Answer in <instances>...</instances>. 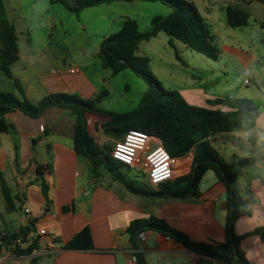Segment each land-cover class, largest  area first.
Segmentation results:
<instances>
[{
    "label": "crops",
    "instance_id": "1",
    "mask_svg": "<svg viewBox=\"0 0 264 264\" xmlns=\"http://www.w3.org/2000/svg\"><path fill=\"white\" fill-rule=\"evenodd\" d=\"M55 1L48 0L47 3H59ZM65 1L72 4V0ZM226 2L229 4L225 8H237L247 14L251 6H257V2L249 0ZM112 3L121 6L127 2ZM172 12V8L169 9V13ZM101 19L107 20V17L101 15ZM114 20L111 19L113 23ZM124 20H117L113 26L107 25L105 31L95 33L93 62L98 58L103 39L112 35L113 27L121 28ZM80 28L83 32L86 30L85 25L81 24ZM45 39L41 47H35L27 34L24 53H21L17 39L18 59L9 69L22 86L25 97L36 104L50 94L75 95L94 101L103 109L102 98L97 97L105 91L98 92L96 77L89 75L82 59L66 58L64 48L50 43L49 37ZM165 41L169 45L168 36ZM175 42L178 41L174 40L173 46L179 47ZM139 52L137 48V55L142 56ZM71 70L74 72L70 73ZM103 70L101 87L107 86L113 76L109 69ZM169 89L179 92L190 105L227 109L209 105V101L220 97L200 89L188 86ZM14 91L13 94L20 98L17 90ZM252 98L258 103L244 99L258 108L256 114L242 120L238 129L213 134L208 141L227 163H236L233 171L242 214L235 222L234 232L237 236L248 234L240 242L247 264H264V240L254 233L264 226V141L255 131L251 136L244 135L246 128L264 124V89L260 87ZM85 118L94 143L103 146L102 138L98 139L101 135L110 140L101 130H96L97 124L108 121L107 118L98 114H86ZM4 120L11 128L0 133V264H136L131 262L134 250L129 227L134 221L150 217L163 220L171 229L196 243L224 241L227 194L212 171L203 174L194 196L189 193L178 198L157 196L153 192H158L159 186L139 187L122 174L132 168L121 167L111 173L100 165L93 173L89 161L74 150L76 118L69 109L51 106L35 119L16 110L5 114ZM240 161L245 162L240 164ZM187 163L188 160L179 162L181 165ZM125 181H133L148 194L132 193ZM42 185L46 187L47 197L43 195ZM41 230L46 231L45 235H39ZM140 233L142 238H139ZM18 236H31V244L12 249L10 243ZM31 245L30 253L16 254ZM136 245L145 264H193L198 260L206 264L208 259L173 238L149 229L138 233ZM231 264L240 263L234 261Z\"/></svg>",
    "mask_w": 264,
    "mask_h": 264
},
{
    "label": "trees",
    "instance_id": "2",
    "mask_svg": "<svg viewBox=\"0 0 264 264\" xmlns=\"http://www.w3.org/2000/svg\"><path fill=\"white\" fill-rule=\"evenodd\" d=\"M135 0H72L68 4L65 0H56L68 11L77 14L85 8L109 2H131ZM158 1L172 8L173 12L168 17H154L151 19L152 29L141 33L137 24L132 19H125L118 32L103 39L97 57L105 69L113 75L129 68L136 76L145 80L148 90L142 97L140 105L128 113H113L105 111L96 105V102L83 100L75 95L50 94L44 96L36 104L31 103L24 95L19 81L13 78L10 65L18 59L17 37L13 26L9 23L0 0V70L5 76L13 80L14 87L20 95L17 98L13 93L0 92V133L7 132L11 126L5 120V114L20 111L30 118H39L42 112L51 106L69 109L76 118L74 150L79 156L85 157L95 173L98 166H104L113 173L122 166L116 163L108 153H103L102 148L94 143L88 134L86 114H98L108 119L99 123L96 130H101L110 140L122 139L129 130L143 132L158 138L166 152L175 158H183L192 153L190 171L172 181L158 185L157 196H171L178 198L183 194H197L198 184L206 171H212L223 184L226 194V221L224 226V241L218 244L196 243L186 235L171 229L158 218L150 217L137 220L129 227L130 241L134 250L136 264H145L142 255L137 252L136 236L140 231L149 229L164 236L173 238L185 248L203 255L207 258L231 264L237 261L247 264L240 249V242L248 234L237 236L234 232L236 220L242 214V209L237 200L236 178L233 171L236 163H227L218 152L210 145L208 137L216 133H229L239 128L242 120L258 112V108L245 99L218 98L209 101V105L227 108L208 109L188 104L181 94L175 90L164 89L153 76L149 67V58L137 55L138 44L147 41L163 32L169 37V45L175 50V58L180 59L173 41L182 43L186 48L195 51L207 59L216 61L218 49L214 43L204 18L199 14L195 5L189 0H139ZM264 4V0H249ZM226 23L231 28H240L247 25L248 14L233 7L225 8ZM264 44V38L262 40ZM264 89V78L260 84ZM106 93H101L97 98H102ZM240 161L239 163H244ZM189 163V161H188ZM187 164L179 167L182 174L187 171ZM125 186L132 193L148 194L146 190L138 188L133 181H125ZM45 197L46 187L42 185ZM85 232V231H84ZM264 240V226L256 229ZM33 245L25 251H16V254L30 253Z\"/></svg>",
    "mask_w": 264,
    "mask_h": 264
},
{
    "label": "rangeland",
    "instance_id": "3",
    "mask_svg": "<svg viewBox=\"0 0 264 264\" xmlns=\"http://www.w3.org/2000/svg\"><path fill=\"white\" fill-rule=\"evenodd\" d=\"M47 1H2L7 18L15 27V35L21 53H24L27 48L25 43L27 34L31 36L35 47H41L46 41L45 38L49 37L50 43L66 50V58L82 59V64L87 67L89 75H92L93 78L96 77L95 84L98 92L105 91L106 93L100 101L103 110L118 114L135 110L148 90L147 82L136 76L129 68H125L116 75L112 74L108 85L101 87L100 76L105 70L98 58L93 62L91 55L92 52H95L92 49L95 33L103 32L107 25L113 26L112 24L117 20L126 18L136 21L139 32H148L152 29L151 19L157 16H170L172 14L169 13L171 7L158 1L135 0L121 4V6L109 2L92 6L93 9L81 11L77 15L65 10L61 3L52 4ZM189 1L206 19L218 49V58L216 61L209 60L205 56L187 49L180 42H175L179 45L175 48L180 57L177 60L174 49L166 44L167 36L158 32V36L148 40L149 42L142 41L138 45L140 46L138 47L139 54L149 58V67L155 79L167 90H171L169 87L188 86L200 89L215 97L245 98L258 103L252 96L259 91L264 78V44L262 42L264 38V6L255 3L257 6H251L248 9L250 17L247 25L230 28L226 24L225 6L229 4L226 0ZM230 1L236 3V0ZM208 9L211 10L208 11ZM101 15H105L107 20L101 19ZM111 19H115V22L113 23ZM256 20L263 24H259ZM81 24L86 26L84 32L80 28ZM113 28L112 34L120 30L119 27ZM233 49L236 50L233 51ZM67 65L69 66V64ZM248 77L250 83L245 85L244 80ZM15 89L13 80L7 78L0 70V92L14 93ZM101 138L102 147H106L103 148V153L106 154L109 150L108 147H112L113 141L105 140L103 135L98 136V139ZM122 174L135 181L139 187L147 185L146 174L141 169L132 168Z\"/></svg>",
    "mask_w": 264,
    "mask_h": 264
},
{
    "label": "built area",
    "instance_id": "4",
    "mask_svg": "<svg viewBox=\"0 0 264 264\" xmlns=\"http://www.w3.org/2000/svg\"><path fill=\"white\" fill-rule=\"evenodd\" d=\"M73 72V70L70 71V73ZM249 83L250 78L248 77L244 80V84L248 85ZM109 156L122 166L142 169L146 174L147 184L156 187L173 180L179 174L180 161L188 160L187 168L191 167L190 159L193 154L189 153L183 158L172 157L166 152L158 138L143 132L129 130L122 139L113 142ZM25 213H28L27 209H25ZM45 233L44 230L39 231V235H45ZM142 236L143 234L140 233L139 238ZM31 242V236H18L10 243V247L15 250L23 245H29ZM131 262L136 263L134 256H132ZM193 264H203V262L198 260ZM206 264L227 263L208 258Z\"/></svg>",
    "mask_w": 264,
    "mask_h": 264
},
{
    "label": "clouds",
    "instance_id": "5",
    "mask_svg": "<svg viewBox=\"0 0 264 264\" xmlns=\"http://www.w3.org/2000/svg\"><path fill=\"white\" fill-rule=\"evenodd\" d=\"M254 131L257 133L259 139L264 141V124H257L255 128H246L244 135L251 136Z\"/></svg>",
    "mask_w": 264,
    "mask_h": 264
}]
</instances>
